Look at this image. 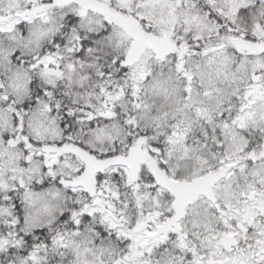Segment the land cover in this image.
I'll list each match as a JSON object with an SVG mask.
<instances>
[{
	"label": "snow or ice",
	"instance_id": "obj_1",
	"mask_svg": "<svg viewBox=\"0 0 264 264\" xmlns=\"http://www.w3.org/2000/svg\"><path fill=\"white\" fill-rule=\"evenodd\" d=\"M0 264H264V0H0Z\"/></svg>",
	"mask_w": 264,
	"mask_h": 264
}]
</instances>
